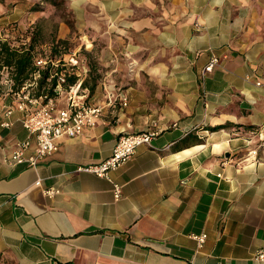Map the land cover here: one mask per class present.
<instances>
[{"label":"crops","instance_id":"crops-1","mask_svg":"<svg viewBox=\"0 0 264 264\" xmlns=\"http://www.w3.org/2000/svg\"><path fill=\"white\" fill-rule=\"evenodd\" d=\"M63 1L74 30L60 20L58 40L78 32L102 47L105 75L79 92L104 111L38 167L9 166L19 143L36 145L19 111L1 127L17 102L4 96L0 264H264V0ZM38 2L0 0V44L30 46L56 10L34 11ZM213 56L220 64L204 76ZM84 63L80 84L91 79ZM148 131L152 144L110 180L76 173L109 158L120 136Z\"/></svg>","mask_w":264,"mask_h":264},{"label":"built area","instance_id":"built-area-1","mask_svg":"<svg viewBox=\"0 0 264 264\" xmlns=\"http://www.w3.org/2000/svg\"><path fill=\"white\" fill-rule=\"evenodd\" d=\"M16 32V31H15ZM23 40L25 38H22ZM10 44L11 49L23 53L28 49L26 41L8 37L4 40ZM58 44V43H56ZM56 45H46L33 52L34 72L25 85L18 91L14 89V82L9 75V70L0 68V103L5 95H11L17 102L5 109L6 120L2 128H10V118L14 111L23 114V127L34 137L35 149L29 153L32 146L30 140L19 143L16 149L5 158L9 166H27L36 168L47 156L58 149V141L63 138H75L80 136L85 129L94 127L103 114L104 107L91 104L84 100L80 94V76L82 74L83 60L72 48L58 47L59 54L54 55ZM220 64V59L213 56L203 69V75L210 74ZM48 71V85L40 90L39 80L43 72ZM76 76L75 84H69V79ZM53 83H56L52 88ZM258 87H264V78L256 83ZM53 92V93H52ZM67 94V107L61 108L58 104L59 97ZM124 106H127L128 98L124 94L118 97ZM158 135L155 131L120 136L109 158L98 164L78 166L76 173L91 174L100 179L110 180L112 173L126 165L142 146H150ZM59 193L58 190L49 189L45 195L49 198ZM122 195V187L114 184V197L119 200ZM198 248H202L207 240V234L193 235ZM256 258L264 260V249Z\"/></svg>","mask_w":264,"mask_h":264},{"label":"trees","instance_id":"trees-1","mask_svg":"<svg viewBox=\"0 0 264 264\" xmlns=\"http://www.w3.org/2000/svg\"><path fill=\"white\" fill-rule=\"evenodd\" d=\"M42 1L45 2L46 4H50L53 6H58L59 2H62V4H64L63 0H60V1L59 0H42ZM33 8H34L33 9L34 11L43 10L38 5H35ZM66 23L70 27H73L71 21H69V23L66 21ZM53 45H56V49L54 50V55L59 54L58 47L60 45L68 49V47H66L67 45L65 44V41L58 40L56 42H53ZM38 49H39V46L36 44L35 33H33L32 35V42L30 46L28 47V49L24 50L23 53H19V52L12 50L10 44H8L7 42L0 44V68L5 67L9 70V75L14 82V89L16 91L20 90L25 85V83L31 80V76L34 72L33 52ZM86 62L89 67V64H88L89 61L86 60ZM97 69L98 68H96L94 65V71H97ZM90 74H91V70H90ZM93 76H92V79L94 80ZM47 80H48V71L43 72L42 77L39 80L38 84H39L40 90H42L48 85ZM77 80L78 78L76 76H72L69 79V84H75ZM91 81L90 83H87V82L81 83L80 88L88 87L90 93H93L97 86V83H96L97 80H94L93 82ZM55 84L56 83H53L52 88H54Z\"/></svg>","mask_w":264,"mask_h":264},{"label":"rangeland","instance_id":"rangeland-1","mask_svg":"<svg viewBox=\"0 0 264 264\" xmlns=\"http://www.w3.org/2000/svg\"><path fill=\"white\" fill-rule=\"evenodd\" d=\"M60 1V0H59ZM40 8H45L46 6H48L45 2L42 5L41 2H38L37 4ZM53 10V9H52ZM71 15L65 12L64 9V5L62 4V2H59V5L56 6V10L54 12H51L49 14V18L47 20H45V22H48L47 25L43 26V28H40L39 30H35V39H36V44L39 46V48L46 46V45H51L53 44V42L58 41V29H57V25L58 22H60V20H65L69 23V21L71 20ZM72 22V20H71ZM72 30H74L73 27H71ZM72 37L70 39H66V40H61V41H65V44L67 45L66 47L68 48H72L74 51L77 52V54L79 55V57L82 60L86 59L89 61V67L91 68V79L92 76L94 77V80H97V86L100 83L101 78L105 75L106 73V69L105 68H101L100 64H97L96 59L94 58V56L96 54H99L101 52L100 47L97 48L95 46V43H93V38L91 37H86L83 34H79L78 32L73 33L72 32ZM3 37V36H2ZM86 65V67H88L87 62L84 63ZM99 65L97 68V71H94V65ZM90 79V81H91ZM92 79L91 82L94 81Z\"/></svg>","mask_w":264,"mask_h":264}]
</instances>
